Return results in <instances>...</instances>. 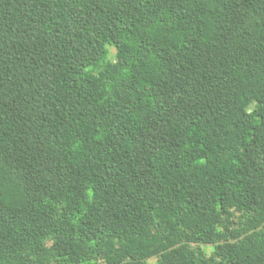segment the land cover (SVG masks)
<instances>
[{
    "label": "trees",
    "instance_id": "1",
    "mask_svg": "<svg viewBox=\"0 0 264 264\" xmlns=\"http://www.w3.org/2000/svg\"><path fill=\"white\" fill-rule=\"evenodd\" d=\"M150 259L264 264V0H0V264Z\"/></svg>",
    "mask_w": 264,
    "mask_h": 264
},
{
    "label": "rangeland",
    "instance_id": "2",
    "mask_svg": "<svg viewBox=\"0 0 264 264\" xmlns=\"http://www.w3.org/2000/svg\"><path fill=\"white\" fill-rule=\"evenodd\" d=\"M106 51H107V59H110V60H115V46L113 44H108L106 45ZM202 250L205 252V253H210L214 246L212 245H202L201 246ZM148 263L149 264H154L155 263V259H150L148 260Z\"/></svg>",
    "mask_w": 264,
    "mask_h": 264
}]
</instances>
